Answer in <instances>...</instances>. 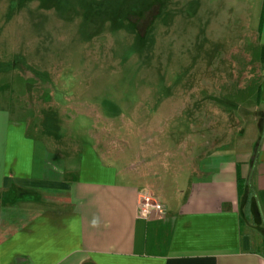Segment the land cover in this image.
Here are the masks:
<instances>
[{"label":"rangeland","instance_id":"374dc122","mask_svg":"<svg viewBox=\"0 0 264 264\" xmlns=\"http://www.w3.org/2000/svg\"><path fill=\"white\" fill-rule=\"evenodd\" d=\"M263 7L0 0V110L60 154L92 146L104 166L176 208L216 159L245 152L264 122Z\"/></svg>","mask_w":264,"mask_h":264},{"label":"crops","instance_id":"0c3cea01","mask_svg":"<svg viewBox=\"0 0 264 264\" xmlns=\"http://www.w3.org/2000/svg\"><path fill=\"white\" fill-rule=\"evenodd\" d=\"M261 27L264 59V7ZM257 104L264 110V64ZM11 117L0 110V264H264V122L176 208L144 218L141 189L92 146L60 154Z\"/></svg>","mask_w":264,"mask_h":264},{"label":"built area","instance_id":"2783aa9c","mask_svg":"<svg viewBox=\"0 0 264 264\" xmlns=\"http://www.w3.org/2000/svg\"><path fill=\"white\" fill-rule=\"evenodd\" d=\"M165 211V206L160 201L147 194L141 195L139 204V212L141 217L151 218L162 216Z\"/></svg>","mask_w":264,"mask_h":264},{"label":"trees","instance_id":"16d2710c","mask_svg":"<svg viewBox=\"0 0 264 264\" xmlns=\"http://www.w3.org/2000/svg\"><path fill=\"white\" fill-rule=\"evenodd\" d=\"M239 186H240V189H239L240 190V193L242 194L244 187H243V182L240 181V180H239Z\"/></svg>","mask_w":264,"mask_h":264}]
</instances>
